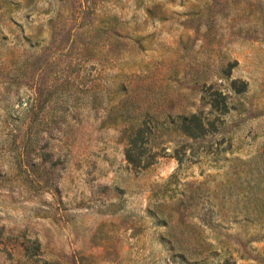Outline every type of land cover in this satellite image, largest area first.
Wrapping results in <instances>:
<instances>
[{"label":"rangeland","instance_id":"374dc122","mask_svg":"<svg viewBox=\"0 0 264 264\" xmlns=\"http://www.w3.org/2000/svg\"><path fill=\"white\" fill-rule=\"evenodd\" d=\"M0 264H264V0H0Z\"/></svg>","mask_w":264,"mask_h":264},{"label":"trees","instance_id":"16d2710c","mask_svg":"<svg viewBox=\"0 0 264 264\" xmlns=\"http://www.w3.org/2000/svg\"><path fill=\"white\" fill-rule=\"evenodd\" d=\"M195 117H197L198 118V120H199V125H198V127H196V129L195 130H197L196 132H199L198 130H199V128H202V126L204 125V123H203V121H202V117H200V116H195ZM197 134L198 133H188V136H193V137H197ZM261 202V201H260Z\"/></svg>","mask_w":264,"mask_h":264}]
</instances>
